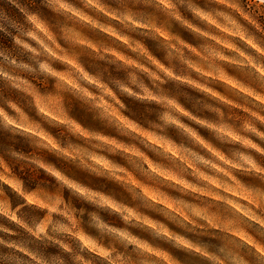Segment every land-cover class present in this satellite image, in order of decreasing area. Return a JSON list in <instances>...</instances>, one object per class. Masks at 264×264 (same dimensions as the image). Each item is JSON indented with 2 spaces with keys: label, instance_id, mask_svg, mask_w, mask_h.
I'll list each match as a JSON object with an SVG mask.
<instances>
[{
  "label": "clouds",
  "instance_id": "1",
  "mask_svg": "<svg viewBox=\"0 0 264 264\" xmlns=\"http://www.w3.org/2000/svg\"><path fill=\"white\" fill-rule=\"evenodd\" d=\"M0 264H264V0H0Z\"/></svg>",
  "mask_w": 264,
  "mask_h": 264
}]
</instances>
